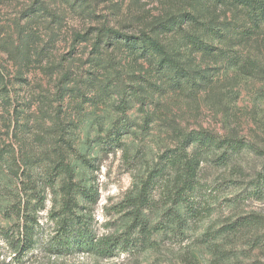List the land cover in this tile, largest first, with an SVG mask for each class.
I'll list each match as a JSON object with an SVG mask.
<instances>
[{
    "label": "rangeland",
    "instance_id": "1",
    "mask_svg": "<svg viewBox=\"0 0 264 264\" xmlns=\"http://www.w3.org/2000/svg\"><path fill=\"white\" fill-rule=\"evenodd\" d=\"M91 1L94 13L86 17L64 0H0V264H183L185 252L198 264H264V180L256 178L264 164V79L230 61L238 51L264 65L260 37L241 33L244 16L235 6H213L218 22L207 49L196 53L184 44L180 65L187 72L174 84L166 73L143 76L123 51L108 50L109 64L103 54L93 59L92 41L75 33L104 22L136 32L200 0ZM40 2L58 11L60 23L48 14L39 19ZM29 7L32 19L24 16ZM28 35L25 51L35 56L22 61L15 45ZM175 128L251 144L233 154L226 144L205 150L194 197L209 213L198 221L166 199L175 182L168 160L176 156ZM9 144L27 160L23 174L9 173L17 156L6 152ZM152 172L160 179L148 188L147 205L137 197ZM67 184L76 202L71 214L61 213ZM246 214L260 225L234 236L214 232ZM205 234L216 245L203 243ZM102 236L110 237L104 252L89 251L85 242Z\"/></svg>",
    "mask_w": 264,
    "mask_h": 264
},
{
    "label": "trees",
    "instance_id": "2",
    "mask_svg": "<svg viewBox=\"0 0 264 264\" xmlns=\"http://www.w3.org/2000/svg\"><path fill=\"white\" fill-rule=\"evenodd\" d=\"M169 1V0H165ZM67 7L78 15L86 17L93 16L92 1L91 0H64ZM233 5L238 11L243 12L244 24L241 33L245 37H260V44L264 47V0H200L198 4H190L188 9H178L175 11H167L164 15L157 17L147 28L138 30L136 32L124 31L125 26L122 24L120 29L114 25L104 23L98 24V26L86 29L84 33H75V39L80 41H92L93 48L96 52L94 58L100 62V57L103 54L104 57L110 58L111 52L114 50L123 51L137 64V70L139 73H143V76H149L152 73H166L168 79L176 84L180 79L182 73L187 70L182 69L180 65L181 61V48L184 44L191 46L193 52L199 53L205 52L208 44L207 35L213 30L217 20L212 19L211 12L213 6ZM30 8V7H29ZM33 8L28 9V12L24 14L25 18L32 19ZM35 12L37 16L43 18L44 14L51 16L53 23H60V15L56 9L49 11L46 6L40 2L39 7H36ZM46 17V16H45ZM203 30L204 32H201ZM82 35H81V34ZM29 36L25 39H20V43L15 45L22 46L21 52L22 61L28 60L30 57H34L35 54H27L26 49L29 47ZM91 39V40H90ZM190 49V50H191ZM103 50H105L104 53ZM110 50V51H108ZM147 55V56H146ZM231 60L233 65L238 68V71L246 76L259 77L264 79V65L259 63L254 57L246 52L232 51ZM145 58V59H143ZM104 59V58H103ZM138 61H142L141 63ZM145 62L147 66L143 64ZM104 63V62H103ZM107 63L105 62L102 67L106 71ZM63 69V68H62ZM54 71V70H53ZM65 71V70H63ZM66 75L67 73H63ZM91 74V73H90ZM92 72L91 75H93ZM94 76V75H93ZM7 78L3 74V103L10 104L11 96L9 95V89L7 88ZM17 110H14L16 114ZM13 114V116H14ZM175 136L179 139L177 146L175 147V153L172 155L174 158L168 160L172 162V168L175 169L174 184L172 187H168L166 191V199L172 202V205H184L193 220H201V218L208 215V211H204L205 207L197 201L194 197V191L197 188H201L200 184V169L201 163L204 161L203 153L212 146L221 147V144H226L231 148V154L242 150L245 147H251V144L247 143L242 138L224 137H209L203 130H191L186 133H182L180 129H174ZM122 133V132H121ZM120 133V135H122ZM124 133V132H123ZM125 134V133H124ZM18 142V141H17ZM19 143V142H18ZM194 143H199L198 147L189 150V147ZM11 144H13L11 142ZM11 144L8 146L6 152L17 154L15 156L14 168L9 170L11 175L23 174L27 167V160L24 156H19L20 153L12 148ZM19 145V144H17ZM7 147V144H6ZM20 152V150H19ZM259 154L264 155V150H259ZM226 159L225 154H221L218 160ZM257 181L264 180V164L261 172L256 174ZM160 177L156 172L149 174L141 184L140 194L137 197L141 203L150 204L153 199L151 193L148 192L151 184H157ZM170 179L167 177L165 180V187L168 186ZM68 186L67 201L63 205L61 213H72L74 205H76L74 193L70 191ZM65 186V187H66ZM19 193V192H18ZM144 209V207H142ZM141 209V210H143ZM135 219H138L140 210ZM170 212L169 208L165 210L164 214ZM139 224L133 225L134 227ZM260 222L258 216L252 214H246L239 216L234 220L223 224L217 228L214 232L222 235H236L247 227H258ZM261 242L264 241V231ZM26 237L30 242V234L26 233ZM203 243L210 245H216L214 237H207L206 234L202 237ZM256 239H259L255 237ZM27 242V241H26ZM110 243L109 236H102L96 242H85L89 251L95 253H103L105 247H108ZM228 251L226 254H229ZM227 257V256H226ZM183 264H198L195 259L187 252L183 254Z\"/></svg>",
    "mask_w": 264,
    "mask_h": 264
}]
</instances>
